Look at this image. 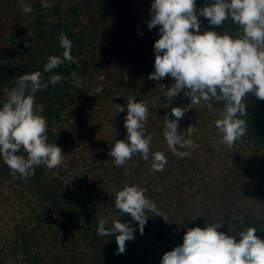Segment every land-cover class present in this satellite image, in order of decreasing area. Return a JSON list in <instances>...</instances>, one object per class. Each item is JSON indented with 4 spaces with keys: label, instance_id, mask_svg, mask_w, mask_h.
<instances>
[{
    "label": "trees",
    "instance_id": "obj_1",
    "mask_svg": "<svg viewBox=\"0 0 264 264\" xmlns=\"http://www.w3.org/2000/svg\"><path fill=\"white\" fill-rule=\"evenodd\" d=\"M24 2L31 6V13L22 11L20 0H0V103L7 99L5 89L17 87L20 76L40 71L47 83L59 73L62 80L38 90L34 98L43 107L48 143L57 144L65 156L56 168L41 164L24 179L13 175L8 166L0 167V177L11 181L10 191L0 195V264H160L166 252L182 244L188 227L213 224H222L218 231L237 237L255 227L256 235L264 239V201L247 203L255 190L264 192V100L246 94V114L239 118L248 122L247 133L229 147L221 142L213 120H197L202 114L193 110L184 90L172 100L166 96L174 78L149 79L160 27L149 30L147 26L151 0H46L47 8L44 0ZM210 2L196 0V5ZM199 21L201 32L241 35L240 26L231 18L220 27L202 16ZM61 34L72 41V60L44 72L50 56L62 58ZM101 75L102 81L98 80ZM98 85L103 92L89 94ZM128 99L147 103L146 135L160 132L162 116L175 119L172 108L186 109L179 127H192L195 138L213 152L209 155L214 169L206 162L207 183L197 179L202 165L179 169L181 157L167 143L154 139L157 133L151 136L149 160L136 153L123 166L115 165L108 153L117 139H126V129L113 126L114 121L125 120L123 113L114 112L116 105L126 108ZM210 103L215 109L213 118L217 112L220 119L224 102L213 99ZM188 128L178 130L185 136ZM96 138L106 145L100 146ZM157 151L164 153L167 163L163 171L153 172L152 167L147 171L151 153ZM126 185L144 189L167 221L146 212L141 235L138 222L114 208L116 194ZM102 218L106 228L120 220L136 229L135 239L126 241L123 254H115V235L98 234ZM148 242L149 258L138 248Z\"/></svg>",
    "mask_w": 264,
    "mask_h": 264
},
{
    "label": "clouds",
    "instance_id": "obj_2",
    "mask_svg": "<svg viewBox=\"0 0 264 264\" xmlns=\"http://www.w3.org/2000/svg\"><path fill=\"white\" fill-rule=\"evenodd\" d=\"M20 3L25 14L32 12L24 0ZM49 6L44 0L43 7ZM150 12L149 30L160 27L159 39L153 46L154 72L149 74V79L174 78L175 83L165 93L171 100L184 90V95L194 105L203 102L211 109V100L223 101V116L215 121V127L221 135V142L232 146L247 133L248 122L239 118L246 114V104L243 103L246 94L253 93L264 100V0H211L199 8L196 0H151ZM201 16L210 25L219 27L231 18L240 26L241 35H221L215 30L201 32ZM59 39L64 49L62 58L50 56L44 72H52L65 61L72 60V41L65 34ZM104 79L103 75L98 77V80ZM61 80L62 76L57 73L45 83L42 73L35 71L20 76L17 87L5 89L7 99L0 103V161L12 170L13 175L18 173L21 179L34 175L36 166L43 164L51 170L63 161L65 155L61 148L48 143L47 121L41 114L43 107L36 105L34 98L38 90ZM102 92L103 86L98 85L89 94L97 96ZM126 108V139H117L108 153L116 166H123L136 153L146 161L150 158L152 137L144 130L149 115L147 103L128 99ZM185 110L172 108L171 115L175 119L166 114L163 131L168 148L181 158L189 156L190 152L178 149L196 147L190 138L192 127L188 128L187 139L182 132L178 133L179 120ZM117 112H125V107L116 105ZM151 161L153 172L163 171L167 163L166 156L159 151L151 153ZM128 171L125 170L126 175ZM114 208L137 221L141 235L148 220L146 212H153L167 221L156 204L146 198L145 190L136 185H126L118 191ZM106 223L103 218L98 221V234L115 235V254H123L126 241L135 239L136 229L120 220H115L111 228H106ZM222 226L188 227L182 244L166 252L160 264H264V239L256 235L255 227L241 231L237 237L218 231Z\"/></svg>",
    "mask_w": 264,
    "mask_h": 264
},
{
    "label": "rangeland",
    "instance_id": "obj_3",
    "mask_svg": "<svg viewBox=\"0 0 264 264\" xmlns=\"http://www.w3.org/2000/svg\"><path fill=\"white\" fill-rule=\"evenodd\" d=\"M193 106H194V108H193V110L194 111H198V113H200V114H202V116L200 117V118H198L197 120H202V119H207L208 121H211V120H213V122H215L216 120H217V115H218V113L216 112V115H215V117L213 118V112H214V108H212L211 107V109H209L208 107H206L205 105H204V103L203 102H201V104H199V105H194V104H192ZM122 106V105H121ZM114 113H116V110H115V112ZM118 113V112H117ZM123 114H121V116H122V118L124 117V119H125V116L127 115V108H125V112H122ZM108 115V114H107ZM203 116H205V118L203 117ZM118 117H120L119 115H118ZM159 117V116H158ZM104 118H107V119H110V118H115V117H109V116H105ZM165 119H166V117H163L162 116V119L161 120H164L163 122H162V126H161V129H160V132L159 133H157V131L155 130L154 132H152L151 134H148V135H151L152 136V134H154V133H157V136L156 137H153L154 139H157V140H159V142L160 143H167L166 142V140H165V138H164V136H163V131H164V126H165ZM171 119H173V118H171ZM200 122V121H199ZM124 125V121H121V122H118V123H116L115 121L113 122V126L116 128V129H118V128H122V127H124L123 126ZM189 126H186V125H184V127H179V128H181V129H183V130H185L186 128H188ZM180 131L178 130V133H179ZM125 133H126V131H125ZM195 136H196V133H191V136H190V138L193 140V142H194V144L196 145V147L193 149L192 148V151H190V155L189 156H185V157H183V158H180V163H181V165H182V167H179V162H176V165H177V167H179V169L180 168H183V167H189V168H191V169H197V168H199V166L200 165H202V167H201V171H202V173L201 174H199L198 176H197V179H199V182H208L209 181V175H210V169H209V167H212L213 169H214V167H213V165L215 164V162H214V160L211 158V156L210 155H212L213 156V152H211L210 150H209V147L207 146V145H205L204 143H203V140H201V139H198V138H195ZM184 138L185 139H187V138H189V136H188V133H186L185 134V136H184ZM94 141H97V143L100 145V146H105L106 144L104 143V142H102V140L101 139H99V138H96ZM164 144V145H165ZM178 150H182V151H184V149H178ZM210 154V155H209ZM217 159H219V158H217ZM207 160L210 162V166L208 167V165H206V162H207ZM1 166H6L7 167V165L6 164H4L3 163V161H1L0 162V167ZM205 166V167H204ZM145 167H147L146 168V170L148 171L151 167H152V164H148L147 166H145ZM204 167V168H203ZM209 173V174H208ZM211 173H213V171L211 172ZM202 175V176H201ZM169 180H172V177L171 178H169ZM10 180L9 179H7L6 177H3V176H1L0 177V195L1 196H5L9 191H10V186L8 185V184H10ZM172 182V181H171ZM203 183V184H204ZM254 193H256V196L254 197ZM253 193V195H251L250 197L249 196H247V200H248V204L250 203V204H254V203H258L259 201H261V200H263L264 201V192L262 193V191H260L259 189H257V190H255V192ZM189 198H191L192 196L191 195H189L188 196ZM194 199V198H193ZM192 199V200H193ZM252 202V203H251ZM258 207H259V204H258ZM260 207H261V205H260ZM144 244V243H143ZM150 245H151V243L150 242H148V245L147 246H139L138 248H139V253L142 255V256H146V257H148L149 258V249H150Z\"/></svg>",
    "mask_w": 264,
    "mask_h": 264
}]
</instances>
